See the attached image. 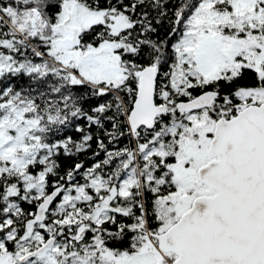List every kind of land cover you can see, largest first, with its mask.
Masks as SVG:
<instances>
[{"label":"trees","instance_id":"obj_1","mask_svg":"<svg viewBox=\"0 0 264 264\" xmlns=\"http://www.w3.org/2000/svg\"><path fill=\"white\" fill-rule=\"evenodd\" d=\"M71 1L91 10L126 16L129 24L119 32L113 33L107 22H97L82 28L80 36L81 48L86 51L106 41L119 43L113 48L120 56L125 80L107 83L85 79L79 68L64 64L52 53L54 36L68 35L53 26L67 17L64 5L69 9ZM200 2L0 0V58L6 56L10 61L0 71V116L9 103L23 110L29 121L24 127L23 143L30 156L28 162L17 166L6 155H0V251L11 253L14 259L25 243L31 222L34 231L46 230L41 223L52 227L55 243L67 255L78 254L84 248L97 252L98 242L116 253L139 252L150 239L159 246L160 227L167 218L161 199L178 189L169 164L176 161L186 124L187 111L178 110L176 102L214 90L218 96L206 111L215 119L232 118L242 109L239 93L243 89L264 88V73L249 65L204 81L194 79L185 91L175 87L173 78L177 66L183 63L178 46ZM215 7L227 14L233 12L230 0H218ZM29 9L39 10L48 25L40 32L19 33L9 23L13 12ZM236 21L232 18L223 25L224 30L236 33ZM244 26L249 28L246 21ZM146 66L157 68L156 102L172 103L158 116L153 129L141 127L132 132L128 116L137 97V71ZM260 69L264 72V62ZM152 148L155 150L148 153ZM130 172L134 182L129 193L121 195V182ZM95 179L102 185L94 184ZM40 182L43 191L38 195L36 185ZM61 184L64 189L44 219L36 220L39 202ZM77 187H82L84 194L78 195ZM68 191L76 206L89 213L87 219H75L81 217L78 213L75 217L69 214L65 209L70 202L61 210L59 202ZM106 198L113 215L99 222L92 206ZM89 203L91 206H87ZM177 220L174 217L172 222ZM41 244L33 241L27 252ZM164 255L171 263L176 258L171 252ZM38 257L18 264H31L34 259L35 264H43Z\"/></svg>","mask_w":264,"mask_h":264},{"label":"rangeland","instance_id":"obj_2","mask_svg":"<svg viewBox=\"0 0 264 264\" xmlns=\"http://www.w3.org/2000/svg\"><path fill=\"white\" fill-rule=\"evenodd\" d=\"M216 1L218 0H201L198 8L188 19L183 40L178 46L180 58L184 64L181 63L177 66L173 78L174 85L178 90L185 91V88L195 80L204 81L221 75L227 70L235 71L243 65L252 66L260 74L264 73L260 69L261 63L264 62V0H230L233 5L232 14L217 10ZM69 4V9L72 8L74 14L71 25L84 28L93 23L107 22L110 30L116 33L129 24L128 19L122 13L91 10L76 1H71ZM35 10L29 9L22 13L12 11L15 16L14 28L26 31L28 34L45 29L48 25L47 21L42 18L41 13L36 15ZM232 18L237 20L236 33L233 34L224 30L223 27L224 24L230 23ZM245 21L249 28H245ZM241 31L243 33L239 34ZM104 46L116 48L119 43L106 41L99 48ZM97 49L90 48L89 51ZM84 52L88 51L84 50ZM52 53L64 64L79 68L85 79L110 83L121 82L126 78L124 69L118 66L115 58L109 53L80 58L78 49L74 48L70 42L69 34L60 33L54 36ZM9 62L8 57L2 56L0 71L8 67ZM239 96L242 99L240 104L242 108L249 104L260 103L264 101V88L243 89ZM167 103L170 105L172 101H167ZM206 110L185 114L186 124L180 138L176 161L169 164L178 189L161 199L163 213L167 215L166 222L160 227L161 232L172 225L174 217L179 218L191 207L196 196L208 193V188L198 178L197 170L215 157L209 149V144L217 119L210 116ZM28 122L24 118L23 110L13 103L7 104L5 112L0 116V155H6L17 166H22L29 161V151L23 143L24 127L28 125ZM20 148L25 151H20ZM153 150L155 148L149 150L148 153ZM134 179L132 172L125 176L119 189L121 195L129 193V187L133 184ZM93 183L102 185L103 182L95 179ZM36 186L38 195H41L43 191L41 182ZM11 190L13 191L14 187ZM76 191L78 195L84 194L82 187H77ZM63 197L64 199L59 202L61 210L65 208L67 202H70V206L65 210L74 215L73 217L77 213L81 215L75 219L89 217V213L83 212L82 208L76 206L70 191L66 192ZM87 206H91V204L89 203ZM92 208L94 216L99 222L113 215L109 211L107 198L101 203H96ZM172 212L174 215H170ZM41 226L45 227L44 232L34 231V223L29 224L28 232L24 236L25 243H22L19 248L16 259L14 258L15 261L27 253V248L33 241L43 243L46 236L54 237L52 227L45 223H41ZM2 245V241H0V249L3 247ZM10 254L0 251V264H4L6 257ZM37 260L43 264H164L163 261L165 264H171L165 255H161L159 246L151 239L146 242L141 251L134 253H116L98 242L97 252H89L84 248L78 254L67 255L62 251L60 244L55 243L48 247ZM35 263L34 259L31 264Z\"/></svg>","mask_w":264,"mask_h":264},{"label":"water","instance_id":"obj_3","mask_svg":"<svg viewBox=\"0 0 264 264\" xmlns=\"http://www.w3.org/2000/svg\"><path fill=\"white\" fill-rule=\"evenodd\" d=\"M64 8L67 17L53 29L70 35L79 57L109 53L121 67L112 46L84 52L82 28L71 25L73 11L66 5ZM137 76V97L128 116L132 132L141 127L153 129L158 116L168 109L167 102H156L157 68L146 66ZM217 96V91H204L177 101L176 107L187 112L206 109ZM209 149L215 157L197 170L208 193L196 196L191 207L161 233L159 250L163 255H176L171 264H264V101L247 105L232 118H218ZM63 189V184L58 185L42 198L36 207V220L44 219ZM55 241L49 237L18 261L8 255L4 264L25 263Z\"/></svg>","mask_w":264,"mask_h":264},{"label":"built area","instance_id":"obj_4","mask_svg":"<svg viewBox=\"0 0 264 264\" xmlns=\"http://www.w3.org/2000/svg\"><path fill=\"white\" fill-rule=\"evenodd\" d=\"M35 13H37L36 15H39L40 11L36 9V10H35ZM0 17H2V15H0ZM24 17H25V16H24ZM24 17H23V18H24ZM23 18H22V19H23ZM14 19H15V16L12 18V21L9 22L13 28H14V26H13V20H14ZM14 29H15V28H14ZM15 30H16V29H15ZM16 31H18V32L20 33L22 30H21V31L16 30ZM40 31H42V30H40ZM40 31H36V32H40ZM36 32H35V33H36Z\"/></svg>","mask_w":264,"mask_h":264}]
</instances>
